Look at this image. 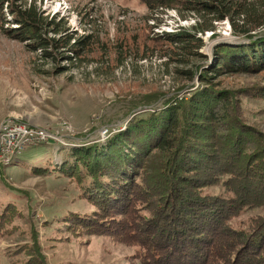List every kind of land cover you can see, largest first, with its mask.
Here are the masks:
<instances>
[{"label":"rangeland","instance_id":"rangeland-1","mask_svg":"<svg viewBox=\"0 0 264 264\" xmlns=\"http://www.w3.org/2000/svg\"><path fill=\"white\" fill-rule=\"evenodd\" d=\"M176 2L161 6L152 0L149 6L144 0H23L48 21L61 23L57 32L46 26L49 37H70L71 45L86 40L78 54L61 47L62 54L46 56L5 33L4 28L17 26L13 20L3 28L0 22V130L15 120L45 130L49 137L19 148L13 156L0 146V218L5 219L0 223V264H142L139 245L78 226L69 230V213L89 214L95 205L73 179L52 169L37 175L35 166L48 165L47 160L61 164L67 147L103 140L124 129L134 101L154 97L158 100L152 106H160L167 98H185L204 84L200 73L209 67L217 44L239 41L234 28L264 23V0H222L221 10L227 12L223 19L218 12L190 10ZM181 28L202 39L198 52L203 56L190 54L186 42L162 39L164 33ZM212 81L240 97L238 92L264 86V71L230 72ZM240 103L229 115L264 133V98L244 95ZM140 107L135 115L144 113ZM227 125L230 119L218 135L229 131ZM151 170L150 164L147 172ZM222 172L224 179L227 174ZM205 191L231 195L223 183ZM262 197L232 220L234 226L245 228L250 220L264 218ZM148 200L153 208V199Z\"/></svg>","mask_w":264,"mask_h":264},{"label":"trees","instance_id":"trees-1","mask_svg":"<svg viewBox=\"0 0 264 264\" xmlns=\"http://www.w3.org/2000/svg\"><path fill=\"white\" fill-rule=\"evenodd\" d=\"M144 1L150 6L152 0ZM157 1L164 6L168 0ZM176 3L190 10L218 12V19L227 15L221 10L222 0ZM12 20L17 26L4 28L5 33L46 56L62 54L61 47L78 54L87 44L79 40L71 45L70 37H49L46 26H54L57 32L61 23L48 21L35 5L0 0L2 28ZM257 28H264V23L234 28L239 41L217 44L209 67L200 73L204 84L185 98H167L160 106H152L158 100L154 97L134 101L129 109L132 118L124 129L110 132L103 140L63 147L61 164L47 160L48 165L35 166L37 175L53 170L73 179L95 205L89 214L69 213L65 219L69 230L78 226L139 245L142 264H264V218L250 220L245 228L232 223L244 208L263 199L264 133L237 117L234 121L228 113L238 111L241 96L264 98V86L238 92L236 97L212 83L216 75L264 71V30ZM162 39L171 44L186 42L190 54L202 55L198 52L202 39L192 30L164 33ZM139 106L144 113L135 115ZM228 119L229 131L218 135ZM150 164L152 172H147ZM220 171L227 174L224 179ZM220 183L230 196L205 191Z\"/></svg>","mask_w":264,"mask_h":264},{"label":"built area","instance_id":"built-area-1","mask_svg":"<svg viewBox=\"0 0 264 264\" xmlns=\"http://www.w3.org/2000/svg\"><path fill=\"white\" fill-rule=\"evenodd\" d=\"M48 138L45 130L16 125L15 120L7 121L6 125L0 130V146L6 147L7 156L15 155L16 148L35 145V141L48 140Z\"/></svg>","mask_w":264,"mask_h":264},{"label":"bare ground","instance_id":"bare-ground-1","mask_svg":"<svg viewBox=\"0 0 264 264\" xmlns=\"http://www.w3.org/2000/svg\"><path fill=\"white\" fill-rule=\"evenodd\" d=\"M15 124L16 125H24V126H27V125H25V124H21V123H17V122H15ZM27 127H29V126H27ZM30 128V127H29ZM19 148H16V151L18 150ZM3 150H5L6 151V147H3Z\"/></svg>","mask_w":264,"mask_h":264}]
</instances>
